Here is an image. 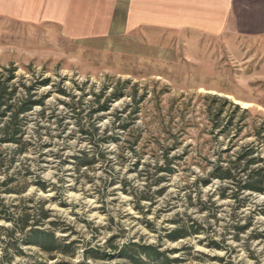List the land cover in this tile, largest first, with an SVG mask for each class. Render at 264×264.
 <instances>
[{
    "label": "rangeland",
    "instance_id": "374dc122",
    "mask_svg": "<svg viewBox=\"0 0 264 264\" xmlns=\"http://www.w3.org/2000/svg\"><path fill=\"white\" fill-rule=\"evenodd\" d=\"M177 6L98 39L0 14V128L33 102L0 131V264H264V34L233 0Z\"/></svg>",
    "mask_w": 264,
    "mask_h": 264
},
{
    "label": "crops",
    "instance_id": "0c3cea01",
    "mask_svg": "<svg viewBox=\"0 0 264 264\" xmlns=\"http://www.w3.org/2000/svg\"><path fill=\"white\" fill-rule=\"evenodd\" d=\"M177 3L178 0H0V14L50 21L60 25L68 36L98 39L126 34V29L133 27L161 23L170 26ZM233 6L234 10L238 8V21L243 20L250 31L264 34V0H233Z\"/></svg>",
    "mask_w": 264,
    "mask_h": 264
},
{
    "label": "trees",
    "instance_id": "16d2710c",
    "mask_svg": "<svg viewBox=\"0 0 264 264\" xmlns=\"http://www.w3.org/2000/svg\"><path fill=\"white\" fill-rule=\"evenodd\" d=\"M9 94H11V92L7 90V86L2 85L0 87V106L2 104L1 99L9 96ZM3 101H4V99H3ZM32 103L33 102L30 99L26 98V99H21L20 101H18V104L16 106L8 104V106L4 107V109L10 108L9 111H10L11 117L0 128L1 134L3 136V138H2L3 141H15V142L21 141L19 138L21 132H20V128H19V120L17 117H18L19 113H24L25 111L29 110ZM4 109L1 112L2 114L5 112ZM218 176L222 177V178H233V176L229 173V169L225 170V173L218 174ZM249 179L251 180V177ZM250 180H249V183H246L244 185V187L250 188L253 190H258V191L262 190L260 185L256 186L257 184H255V183H258V181L260 183L261 182L260 180H257L255 183H252L253 180L252 181H250ZM30 233L33 237L34 244H36L37 246H39L40 248H42L44 250H51L53 247L52 245L57 241V238L54 237L53 232L41 230L38 228H32ZM184 235H185V233L183 231L181 232V230L179 228H175L171 231V234L169 237L171 239H176L179 237H183ZM138 249H139V252H143V254L146 255V257H148L150 259L155 257L154 255L158 254L154 245H141L138 247ZM127 258H128V260H130L132 262L138 261V260L134 259V254H128ZM161 258L163 259V257H161ZM156 259H158V257H156ZM161 261L162 260L158 261L159 264ZM147 263H148V260H147Z\"/></svg>",
    "mask_w": 264,
    "mask_h": 264
}]
</instances>
